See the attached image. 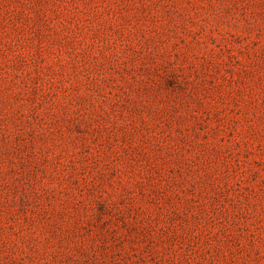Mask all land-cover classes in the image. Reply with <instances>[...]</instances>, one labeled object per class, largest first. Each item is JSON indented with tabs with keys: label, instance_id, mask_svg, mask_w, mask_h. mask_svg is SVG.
<instances>
[{
	"label": "rangeland",
	"instance_id": "374dc122",
	"mask_svg": "<svg viewBox=\"0 0 264 264\" xmlns=\"http://www.w3.org/2000/svg\"><path fill=\"white\" fill-rule=\"evenodd\" d=\"M0 264H264V0H0Z\"/></svg>",
	"mask_w": 264,
	"mask_h": 264
}]
</instances>
